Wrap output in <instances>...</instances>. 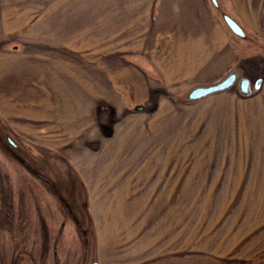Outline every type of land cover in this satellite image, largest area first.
<instances>
[{"label":"crops","instance_id":"crops-1","mask_svg":"<svg viewBox=\"0 0 264 264\" xmlns=\"http://www.w3.org/2000/svg\"><path fill=\"white\" fill-rule=\"evenodd\" d=\"M228 2L230 16L246 34L264 42V0ZM146 8L133 24L137 42L130 47L103 42L95 51L92 34L59 28L53 42L46 38L9 48L2 41L0 115L27 142L76 165L96 225L100 264H192L193 256L217 263L263 262L264 64L256 93L243 96L237 89L200 101L214 102L222 118L230 114L234 121L225 118L219 126L230 131V138L216 145L222 153L197 156L205 176L197 181L198 201L192 205L189 154L174 160L167 149L149 158L157 163L149 174L140 168L127 174L126 162L137 159L126 153L136 128L125 126L118 137L113 128L108 133L103 117L110 111L107 122L136 116L133 111L153 101L157 90L184 97L221 82L241 63L207 0H150ZM142 58L157 79L135 61ZM97 142L101 151L95 158ZM83 161L86 167L79 169ZM158 162L165 163L160 179L154 178ZM111 176L118 178L111 182Z\"/></svg>","mask_w":264,"mask_h":264},{"label":"rangeland","instance_id":"rangeland-1","mask_svg":"<svg viewBox=\"0 0 264 264\" xmlns=\"http://www.w3.org/2000/svg\"><path fill=\"white\" fill-rule=\"evenodd\" d=\"M217 2L225 14L233 15L228 0ZM149 3L150 0H0V43L3 41L9 48H15L24 43H33L29 45L31 46L46 38L53 42L56 29L59 28L80 36L82 33H88L87 36L92 34L95 51L103 42L115 46L119 43L134 46L137 40L133 24L137 22V17H143L142 12L146 11ZM207 3L227 29L241 56L237 70L238 80L226 91L239 90V80L247 78L251 82V94L256 93L254 86L262 74L264 51L234 35L223 17L217 13L212 1L207 0ZM129 58V62L134 64V57ZM140 60L148 69V61L144 58L135 61ZM148 70L152 72L150 68ZM152 74L156 76L155 79L158 78L155 73ZM157 92L156 98L142 106V110L136 108L133 111L136 116L118 115L107 122L112 115L108 117L110 111L103 117V122L107 124L108 133L113 132L112 128L115 130L112 133L115 136L132 123V127L137 129L128 136L131 140L126 153L135 154L137 159L135 163L126 162V167L130 166L126 170L127 174L131 171L138 172V168L143 174H149L151 165L156 163L149 158L155 154L159 158L166 154L167 149L170 155L174 154V160L179 155L189 154L192 205L198 201L197 181L205 176L203 171L198 170L197 166L201 164L198 163L197 156L222 153L216 145L222 139H229L230 131L220 130L219 126L226 123L225 118L229 123L234 118L230 114L222 118L218 114L221 109L214 102L201 103L202 99L191 101L188 94L184 97H172L163 89ZM106 140L103 137L101 142ZM139 142L140 145L136 144L133 151V144ZM100 147V142L93 146L95 151L92 154L95 158L100 153ZM84 158L86 157L83 155L82 159ZM84 162L77 163L79 169L86 167ZM163 162H158L159 168L154 178L160 177L161 166L165 165ZM74 165L65 156L49 148L27 142L0 115V187L4 189L0 192V264H100L94 217L89 206L85 207L87 190L79 185L77 177L80 173L77 170V174ZM176 166L174 163L175 174ZM38 174L55 184V190L71 204L79 219L84 221L82 228L89 231L87 246L83 244L78 223L61 204L53 188L47 181L39 178ZM109 178L112 182L118 177ZM174 179L175 182L179 181L180 176ZM8 183L11 196L6 189ZM149 187L150 180L143 183L145 190ZM145 196L144 204L149 203V195ZM130 238L133 245L134 235ZM155 244L156 240L152 245ZM190 259L192 264H251L235 261L217 263L197 256Z\"/></svg>","mask_w":264,"mask_h":264},{"label":"water","instance_id":"water-1","mask_svg":"<svg viewBox=\"0 0 264 264\" xmlns=\"http://www.w3.org/2000/svg\"><path fill=\"white\" fill-rule=\"evenodd\" d=\"M211 1L213 2L215 6H218L217 0H211ZM222 17H223L225 24L228 26V28L234 35H236L237 37L241 39L247 38L246 32L235 19H233L231 16L227 14H223ZM237 78H238V73L233 72L230 75H228L225 79H223L221 82L215 85L197 87L189 93L188 99L191 101H196V100L203 99L211 94L226 91L230 89L236 83ZM260 85H261V80L257 81V83L255 84L256 88L259 87ZM238 88H239L240 93L243 96H248L252 93L251 83L247 78H242L239 81ZM142 109H143L142 107L138 108V110H142ZM8 140L10 141V143L13 144V141L11 139H8ZM94 264H97V263H94Z\"/></svg>","mask_w":264,"mask_h":264},{"label":"trees","instance_id":"trees-1","mask_svg":"<svg viewBox=\"0 0 264 264\" xmlns=\"http://www.w3.org/2000/svg\"><path fill=\"white\" fill-rule=\"evenodd\" d=\"M248 39L247 40H244L245 42H249V44L259 48V49H262L264 51V44L262 43L261 40L255 38V37H252L251 35H248ZM78 183L81 187H83V189H85L82 181L80 180V177L78 176ZM54 190V189H53ZM55 191V194L56 196L58 197V199L61 201V204L66 208V210L70 213V215H72V217L74 218V220L76 221V223H78V226L80 228V231L82 232V238H83V244L84 246L88 245V235H89V231L87 228H82L84 226V221H81L79 219V216L76 215V211L74 212L72 207H71V204L65 200V198L59 194V192H57L56 190ZM85 207L87 208V203L85 204ZM87 215L90 217V215L88 214V210H87ZM259 264H264V262H261Z\"/></svg>","mask_w":264,"mask_h":264},{"label":"flooded vegetation","instance_id":"flooded-vegetation-1","mask_svg":"<svg viewBox=\"0 0 264 264\" xmlns=\"http://www.w3.org/2000/svg\"><path fill=\"white\" fill-rule=\"evenodd\" d=\"M214 7H215V9H216V11H217V13L220 15V16H223V12H222V10L219 8V4H218V6H215L214 5ZM248 39V36H247V38L246 39H243V40H247ZM38 176H39V178H41L43 181H47V183L55 190L56 189V186H55V184L52 182V181H50L49 179H47L45 176H43V175H41V174H38ZM1 186V185H0ZM6 189H8L9 190V193H10V196H11V189H10V184L8 183L7 185H6ZM3 187L1 188L0 187V192L2 193L3 192Z\"/></svg>","mask_w":264,"mask_h":264}]
</instances>
